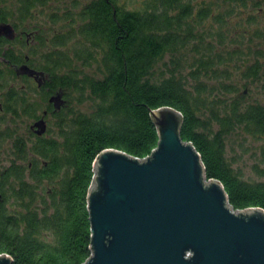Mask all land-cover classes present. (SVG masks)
<instances>
[{"label": "trees", "instance_id": "trees-1", "mask_svg": "<svg viewBox=\"0 0 264 264\" xmlns=\"http://www.w3.org/2000/svg\"><path fill=\"white\" fill-rule=\"evenodd\" d=\"M50 1L0 0V22L23 29ZM221 1L230 6L203 28L211 8L194 11L193 0H146L141 10L118 0H69L64 16L48 18L66 30L45 38L35 26L37 46L26 60L14 47L23 40L0 36V122L49 115L58 130L37 135L31 122L26 135L0 129V147L7 138L12 144L0 149L8 154L0 165V254L11 264H82L90 256L94 159L107 148L150 155L158 143L150 109L162 106L181 113V138L199 153L205 176L223 185L232 209H264V183L244 179L226 154L233 142L246 152V137L264 153V0ZM247 7L227 39L229 17ZM23 61L43 73L41 85L16 72ZM57 93L64 104L54 109L49 97ZM84 103L87 110L77 107Z\"/></svg>", "mask_w": 264, "mask_h": 264}, {"label": "water", "instance_id": "water-1", "mask_svg": "<svg viewBox=\"0 0 264 264\" xmlns=\"http://www.w3.org/2000/svg\"><path fill=\"white\" fill-rule=\"evenodd\" d=\"M12 30L0 22V35ZM16 72L38 85L44 79L27 65ZM49 102L59 109L62 93ZM150 117L158 134L150 155L107 148L94 159L86 199L91 254L82 264H264V209H232L223 185L205 176L199 153L181 138L178 110L162 106ZM31 128L45 133L44 117ZM11 263L0 254V264Z\"/></svg>", "mask_w": 264, "mask_h": 264}, {"label": "rangeland", "instance_id": "rangeland-1", "mask_svg": "<svg viewBox=\"0 0 264 264\" xmlns=\"http://www.w3.org/2000/svg\"><path fill=\"white\" fill-rule=\"evenodd\" d=\"M85 1V0H81ZM118 2L123 3L127 8L130 9H142L144 7V3L146 0H118ZM69 0H52L48 2L44 6H38L36 10H34V15L31 18H25L20 27L26 30V32L29 34V42L23 45L19 46L18 43H14V47L17 48L19 47L21 49V52L25 55L29 54L32 50V48H35L36 42L31 39L30 34L33 33L35 30V26H41V30H43V35L45 38L51 37L54 33L56 32H63L66 30L64 25L62 24L63 22H56L52 23L49 22V15L56 12L57 15L59 16H64L65 11L63 7L68 6ZM208 5L210 6V11H209V16L205 19L203 23V28H208L214 24H212V15L214 13L222 12L225 11L227 7L230 6V4L223 3L221 0H193V5H194V11L200 7L201 5ZM251 10L247 7L242 10H238L237 13H232L231 16L229 17V22L227 25V31L228 34L226 33L227 39L232 38L234 34V30L232 29V24L236 20L240 21V19L243 18V16L247 15ZM260 22L258 23V27H263L264 26V18L260 17ZM247 27V26H246ZM252 27H247L246 30L250 31L249 29ZM201 28L198 27V30ZM21 29L17 30L20 32ZM254 42L257 41L258 39L253 38ZM229 45V44H228ZM46 47H40L38 48V52L45 51ZM36 52V54H39ZM187 61L190 62L193 59V55L189 54L187 55ZM248 60H252V58H249ZM188 62L185 63V66L188 65ZM86 72H89L92 70V68L85 67L84 68ZM17 85L22 83L21 79L16 80ZM260 92V91H258ZM77 104L74 105V107ZM42 106V105H41ZM77 107L81 110H87L88 105L86 103L82 105H77ZM44 111V107H41L40 110L38 111L39 114H43L42 112ZM41 118V117H40ZM45 121H46V131L44 133L45 136L49 137L52 136L56 133L57 128L55 127V120L53 117L46 115L45 116ZM33 120L27 119L24 115L21 116L20 118H12L9 115L6 116V118L0 122V129L1 130H6L8 127L10 129H17L19 133L26 135L27 133V127L28 124ZM55 136V135H54ZM239 138L233 137L231 138V142L233 140H238ZM244 143L247 146V151L244 152L241 146L238 145V142H233L229 143L227 147V157L232 159L233 165L241 171L242 177L244 179H247L249 181L253 182H263L264 183V159H261L263 157V152L261 150V142L259 141H254L250 139L249 137H246ZM9 146V147H8ZM12 144L10 139H5L0 147L1 150L5 149L4 152H8V149L10 151ZM1 152V151H0ZM5 155V154H3ZM0 154V165L6 164V156H3ZM261 159V160H260ZM256 168L262 169V174H259L256 172Z\"/></svg>", "mask_w": 264, "mask_h": 264}, {"label": "flooded vegetation", "instance_id": "flooded-vegetation-1", "mask_svg": "<svg viewBox=\"0 0 264 264\" xmlns=\"http://www.w3.org/2000/svg\"><path fill=\"white\" fill-rule=\"evenodd\" d=\"M12 27V26H11ZM13 28V27H12ZM0 36H4V37H7L9 38L12 42H15V39L16 38H19L20 40H23L24 41V44L28 43L29 42V34L26 32L25 29H21L20 32H18L15 28H13L12 32L9 33L8 35H3L1 34ZM22 46V45H21ZM21 50V49H20ZM27 58V55L25 54L24 55V59L26 60ZM21 65H27V63L25 61H23L21 63ZM20 65V66H21ZM28 66V65H27ZM23 75H26V74H23ZM32 79L35 80V78L32 76Z\"/></svg>", "mask_w": 264, "mask_h": 264}]
</instances>
